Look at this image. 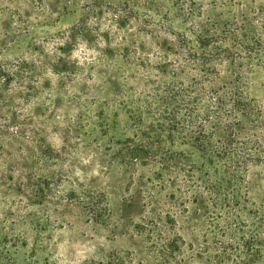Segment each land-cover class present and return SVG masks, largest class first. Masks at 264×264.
I'll use <instances>...</instances> for the list:
<instances>
[{
	"label": "rangeland",
	"instance_id": "1",
	"mask_svg": "<svg viewBox=\"0 0 264 264\" xmlns=\"http://www.w3.org/2000/svg\"><path fill=\"white\" fill-rule=\"evenodd\" d=\"M202 82L206 104L236 91L251 117L232 122L235 182L179 214L173 264H264V0H0V264L135 253L141 206L168 197L152 183L158 98ZM183 142L163 146L177 166ZM88 187L108 199L95 214Z\"/></svg>",
	"mask_w": 264,
	"mask_h": 264
},
{
	"label": "trees",
	"instance_id": "2",
	"mask_svg": "<svg viewBox=\"0 0 264 264\" xmlns=\"http://www.w3.org/2000/svg\"><path fill=\"white\" fill-rule=\"evenodd\" d=\"M190 89L188 96L180 91L160 96L157 114L150 126L158 139L155 142V154L159 167L152 177L155 181L152 183L158 186L161 195L165 193L168 197L163 202L154 201L151 197L148 204L141 206L143 213L139 216L140 221L133 227L139 241L135 253H127L125 258L116 255L108 264H132L134 257L143 256L145 259L151 258L154 264L175 263L181 256L183 244L180 232L182 224L178 217L188 208L187 199L193 197L200 204L203 195L200 191L213 196L225 183L231 185L236 180L235 174L239 171L237 166L240 162L233 153L238 134L232 122L243 125V122L250 119L251 109H248L245 98L233 89L235 92H230L227 100L223 93L215 92V97L210 100L212 104L205 102V97L211 91L207 83L202 82L198 87ZM191 101L194 102V110L184 114L183 107ZM178 139L184 141L189 164L177 166L173 155L163 154V146L168 142L173 144ZM141 151L138 148L130 149L123 157L135 161L140 159L138 153ZM181 171L189 175L187 186H184V190L178 186L177 190L166 192L169 188L167 176ZM103 191L91 187L86 190V199L91 200L89 205L92 214L101 210L102 202L108 205ZM175 195L177 203L170 201ZM171 230L173 233L169 234Z\"/></svg>",
	"mask_w": 264,
	"mask_h": 264
}]
</instances>
